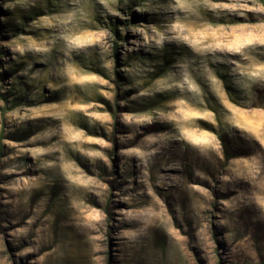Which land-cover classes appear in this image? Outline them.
I'll return each instance as SVG.
<instances>
[{
    "label": "rangeland",
    "instance_id": "374dc122",
    "mask_svg": "<svg viewBox=\"0 0 264 264\" xmlns=\"http://www.w3.org/2000/svg\"><path fill=\"white\" fill-rule=\"evenodd\" d=\"M0 264H264V0H0Z\"/></svg>",
    "mask_w": 264,
    "mask_h": 264
}]
</instances>
